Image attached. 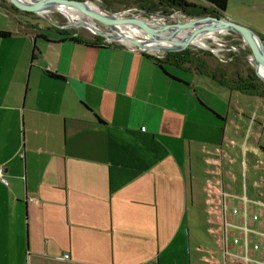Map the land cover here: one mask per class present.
<instances>
[{"label":"crops","instance_id":"1","mask_svg":"<svg viewBox=\"0 0 264 264\" xmlns=\"http://www.w3.org/2000/svg\"><path fill=\"white\" fill-rule=\"evenodd\" d=\"M24 21L0 2V264H264V98Z\"/></svg>","mask_w":264,"mask_h":264},{"label":"rangeland","instance_id":"2","mask_svg":"<svg viewBox=\"0 0 264 264\" xmlns=\"http://www.w3.org/2000/svg\"><path fill=\"white\" fill-rule=\"evenodd\" d=\"M87 1L88 3L93 4L100 10L109 14H112L114 17H141V18H152L154 17L155 23H160L161 20L165 23H174L177 20H187L191 18L202 17L203 15L198 16H190L183 10H178L173 7H168L157 3L156 0H82ZM194 4H196V8H191L189 10L190 13H199L202 11L199 6L205 7L207 14L205 16H214L211 11V5L206 3L203 0H188ZM5 8H7L11 13L15 16L19 17L21 20H25L24 22L27 24H33V26H40L41 28H50L51 30H68L70 32H75L79 37L84 38H93L95 35L90 29L87 27L74 24L72 20L58 10L56 7L44 5L38 9V13H16L9 8V4L7 0H0ZM157 6V9L154 10L152 6ZM106 12V13H108ZM81 13V12H80ZM114 13V14H113ZM77 15V14H76ZM87 16V15H86ZM221 16L231 20L235 23L241 24L250 28L253 32L258 34L262 40L264 41V0H228L227 6L224 11L221 12ZM78 16H75L74 19L77 20ZM88 17V16H87ZM95 23L96 27L103 29L104 31H108L109 28L100 21L92 19ZM141 29L140 26H136ZM130 33H134L136 35H141V30L127 28L124 29ZM182 31V32H189ZM181 32V33H182ZM127 33V32H125ZM102 42L108 44H121L119 41L114 39H107L103 36ZM206 46L203 47L199 45L197 42L193 41L194 44L189 45L187 48L189 51L193 53L203 52L206 54H201L205 57L207 62L211 64V66H216L222 68V70L227 71L228 80L231 82L236 78V72L239 71L243 77H246L251 69L254 71L253 64L247 58L243 56H250V49L243 41L240 35L233 31H223L219 30L215 33H212L208 36L203 37ZM129 47L138 48L128 45ZM210 48V49H207ZM217 48H225L222 52H219V55H216L215 50ZM236 49L233 60L229 62H222V58H226L230 56L229 52L226 50ZM215 49V50H214ZM184 50V49H182ZM178 50V51H182ZM144 52L152 53L153 55L160 56L164 58L166 52H175V51H157L153 49L143 50ZM232 53V52H231ZM241 54V58L237 59L236 56ZM221 58V59H220ZM168 66V65H167ZM167 69H171L167 67ZM173 69V68H172ZM197 81V77H196ZM236 99V98H234ZM234 103V102H233ZM204 238L205 233L202 232ZM213 249L216 250L217 247L215 244L212 245ZM42 264H71L69 262L64 261H50L43 262Z\"/></svg>","mask_w":264,"mask_h":264},{"label":"water","instance_id":"3","mask_svg":"<svg viewBox=\"0 0 264 264\" xmlns=\"http://www.w3.org/2000/svg\"><path fill=\"white\" fill-rule=\"evenodd\" d=\"M8 4L15 10H18L21 13H38V9L44 5L48 4H58V5H66L69 7H73L81 10L85 15L90 17L91 19H95L97 21L105 24L109 30L108 31H100L93 30L92 32L97 35H101L109 40L108 34L112 36L119 35V38L125 39L127 42L119 41L121 45H132L138 48L139 51L144 52L146 49H153L157 51H178L187 48L189 45L194 44L193 38L201 33L207 31H215V30H223V31H233L241 36L243 41L250 49V56L252 60H250L248 56H243L247 58L254 67V72L258 76V78L264 84V78L258 72V67L256 63L264 65V41L262 38L253 32L250 28L243 26L241 24L235 23L231 20H228L222 16H205L198 18H191L187 20H177L174 23H165L161 20L160 23L154 22V17L152 18H141V17H109L100 15L92 10H89L85 3L87 1L82 0H36L33 3H23L18 0H7ZM108 12V11H106ZM109 13V12H108ZM114 14V13H113ZM202 22H211L208 26H199ZM118 27L124 29L126 25L140 26L141 31L146 36L150 37L153 41L152 46L150 48H146L145 44L140 41L135 35L131 33H120L114 30L113 27ZM191 34L186 36L184 39L180 38V33L182 31H188ZM123 31V30H122ZM117 38V36H116ZM177 38V42L173 41L171 45L168 46L169 41L171 39ZM210 49V48H207Z\"/></svg>","mask_w":264,"mask_h":264},{"label":"trees","instance_id":"4","mask_svg":"<svg viewBox=\"0 0 264 264\" xmlns=\"http://www.w3.org/2000/svg\"><path fill=\"white\" fill-rule=\"evenodd\" d=\"M156 1L157 3H160L162 5L173 7L178 10H183L190 16H198V15H204V14L209 13L207 12L206 8L202 6H199L200 9L202 10L200 14L190 13L189 10L191 8L193 9L198 6H196V4L188 0H156ZM203 1L211 5V9L214 11V13H216V16H221V12L225 10L227 6V2H228V0H203ZM9 8L16 13H21L18 10L13 9L10 5H9ZM152 8L156 10L157 6L153 5ZM57 31H58V34L63 35L64 38L70 39L72 41L90 43V44L104 43L101 41L102 37L98 35H95L92 39H84V38L79 37L75 32H70L65 29L57 30ZM111 45H118V44H111ZM143 54L152 59L154 58L151 54H148L145 52H143ZM201 54H206V53H203V52H200V54L193 53L189 51L188 49H184L182 51L166 52V54L164 55V58L178 65H182L186 63L195 69L208 70V68L210 67L209 62H207L205 57L202 56ZM236 58L240 59L241 54H238ZM155 61L157 62V65L160 66L165 73H167L166 70L159 63V61L157 59H155ZM212 73L216 78H219L221 82L226 84L232 90H236L240 93L264 98V84L258 78V76L255 74V72L252 69L246 77H243L241 73L237 71L236 78H234L232 82L228 80V77L224 74V72L219 67H215ZM52 76L57 77L54 74Z\"/></svg>","mask_w":264,"mask_h":264},{"label":"bare ground","instance_id":"5","mask_svg":"<svg viewBox=\"0 0 264 264\" xmlns=\"http://www.w3.org/2000/svg\"><path fill=\"white\" fill-rule=\"evenodd\" d=\"M18 1L29 4V3L35 2L36 0H18ZM85 5H86V7L89 10H92V11H94V12L100 14V15L114 17L112 14H109V13H106V12L100 10L99 8H97L96 6H94L91 3L86 2ZM48 6L56 7L58 10H60L62 13H64L69 18V20L71 19L74 24L83 25V26L87 27L88 29H90L91 31H93L95 29L100 30L102 32L104 31L103 29L96 27V25L92 21V19L90 17H87L85 15V13H83L79 9H76V8H73V7H69V6H66V5H58V4H52V5L51 4H48ZM75 16H78L77 17V20L74 19ZM210 24H211V22H202V23L199 24V26H208ZM111 27H113V25H111ZM113 28H114V30L118 31L119 33H120V31L121 32H124V33L125 32L130 33L128 31H125L124 30V29H127V28H133V29L135 28V29H138V30H142V29H140L138 27H135L133 25H126L124 27V29L118 28V27H113ZM217 31H219V30L207 31V32L198 34V35H196L193 38V41L197 42L199 45H201L203 47H208V46H206L203 37L208 36V35H210L212 33L217 32ZM131 34H133L137 38H139L140 41L145 44L146 48H148V47L150 48V46H152V44H153L152 39L150 37L146 36L145 34L142 33V37H140L141 35H136L134 33H131ZM189 34H191V33L190 32H182L179 35H180V38L181 39H184ZM116 36H117V38H116ZM116 36H112L111 34H108L109 39H114V40H117L118 39L119 41L127 42L125 39H122L121 37L119 38V35H116ZM173 41H176L177 42V38L171 39V41H169L170 43H168V46L171 45V43ZM249 57H250L249 59L252 60V57L251 56H249ZM256 66L258 67L259 74L261 75L262 78H264V65L263 64L256 63Z\"/></svg>","mask_w":264,"mask_h":264},{"label":"built area","instance_id":"6","mask_svg":"<svg viewBox=\"0 0 264 264\" xmlns=\"http://www.w3.org/2000/svg\"><path fill=\"white\" fill-rule=\"evenodd\" d=\"M225 49V48H224ZM223 48H217L216 50H215V52H216V55H219V52H222L223 50H224ZM228 52H229V54H230V56H227L226 58H220L221 59V61L222 62H229V61H231V60H233V57H234V54H235V51H236V49H229V48H227L226 49ZM232 52V53H231ZM0 180L3 182V183H5V184H7V181H6V179L4 178V176H3V173H2V170L0 169ZM241 199H245V197L244 196H241L240 197ZM238 212V209L237 208H233L232 209V213L233 214H236ZM245 212H246V210L244 209V215H245ZM252 218L254 219V220H256L257 218H258V215L257 214H253L252 215ZM241 229L244 231V237H243V240H242V243H243V248H244V251H245V253H247L248 252V236H247V227H246V225L244 224L243 226H241ZM239 242V238H237V237H235V238H233V243L234 244H237ZM258 247H259V245L257 244V243H254L253 244V249H258ZM236 257H238V256H236Z\"/></svg>","mask_w":264,"mask_h":264},{"label":"flooded vegetation","instance_id":"7","mask_svg":"<svg viewBox=\"0 0 264 264\" xmlns=\"http://www.w3.org/2000/svg\"><path fill=\"white\" fill-rule=\"evenodd\" d=\"M214 16H216V13H214V11L211 9V11H210ZM200 16V15H199ZM98 36H100V35H98ZM92 39V38H91Z\"/></svg>","mask_w":264,"mask_h":264}]
</instances>
